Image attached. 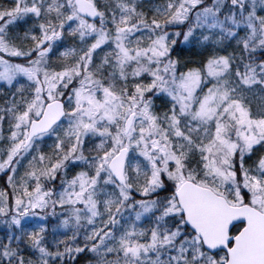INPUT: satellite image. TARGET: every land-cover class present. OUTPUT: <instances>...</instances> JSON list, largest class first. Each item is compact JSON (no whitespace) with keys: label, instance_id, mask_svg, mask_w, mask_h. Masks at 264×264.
Instances as JSON below:
<instances>
[{"label":"snow or ice","instance_id":"obj_1","mask_svg":"<svg viewBox=\"0 0 264 264\" xmlns=\"http://www.w3.org/2000/svg\"><path fill=\"white\" fill-rule=\"evenodd\" d=\"M0 264H264V0H0Z\"/></svg>","mask_w":264,"mask_h":264}]
</instances>
